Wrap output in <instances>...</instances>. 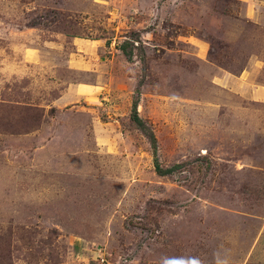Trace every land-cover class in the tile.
I'll use <instances>...</instances> for the list:
<instances>
[{"label": "rangeland", "instance_id": "1", "mask_svg": "<svg viewBox=\"0 0 264 264\" xmlns=\"http://www.w3.org/2000/svg\"><path fill=\"white\" fill-rule=\"evenodd\" d=\"M259 91L264 0H0V264H245Z\"/></svg>", "mask_w": 264, "mask_h": 264}, {"label": "crops", "instance_id": "2", "mask_svg": "<svg viewBox=\"0 0 264 264\" xmlns=\"http://www.w3.org/2000/svg\"><path fill=\"white\" fill-rule=\"evenodd\" d=\"M257 94L254 100L264 104V92L259 91ZM253 136L256 137L255 154L248 153L246 155L248 161L238 166L235 165L236 163L232 165L235 176L245 178L248 187L246 191L241 190L237 196L240 198V195H246V198L239 200L242 208L228 213L232 216H244L247 221L242 224L238 233H233L232 237L236 236V239L228 244L231 250L247 251L243 263L261 259L264 264V128L254 132ZM248 195L256 197L254 207H252V199L248 200ZM225 206L227 207V204Z\"/></svg>", "mask_w": 264, "mask_h": 264}]
</instances>
